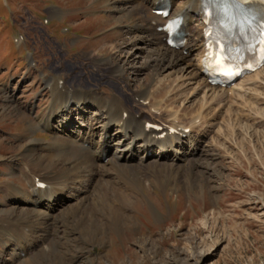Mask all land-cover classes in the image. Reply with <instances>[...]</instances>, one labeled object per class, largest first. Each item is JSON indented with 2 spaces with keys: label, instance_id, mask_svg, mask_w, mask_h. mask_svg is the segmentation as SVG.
Wrapping results in <instances>:
<instances>
[{
  "label": "rangeland",
  "instance_id": "1",
  "mask_svg": "<svg viewBox=\"0 0 264 264\" xmlns=\"http://www.w3.org/2000/svg\"><path fill=\"white\" fill-rule=\"evenodd\" d=\"M140 8L129 17L115 13L112 0H0V203L6 183L28 188L15 165L24 163L27 152L38 154L30 144L57 141L53 131L37 125L49 105V82L65 84L73 95L75 89L85 88L104 98L118 92L145 111L147 106L135 100L132 91L152 84L151 98L166 101V110H182L184 122L201 111L203 93L185 94L181 89L167 94L164 77L169 71L152 81V73L143 69L144 47L137 45L131 51L124 44L125 33L138 24L148 25L146 15L158 17L143 4ZM116 66L122 72L115 73ZM162 80L163 91L158 92ZM261 82L248 96L229 93L228 100L204 111L211 128L201 145L208 156L193 158L199 162H194L190 177L188 167L181 164L174 171L163 161L169 167L150 168V158L136 168L142 175L139 191L126 194L138 200L131 212L134 224L122 232L112 230L99 241L82 239L81 222L70 224L61 248L50 238L46 254L32 253L22 259L25 264H264ZM72 115L77 120L76 113ZM100 136H95L96 142ZM126 157L122 155L123 160ZM52 231L50 227L48 233L53 235ZM0 253L10 261L1 245Z\"/></svg>",
  "mask_w": 264,
  "mask_h": 264
},
{
  "label": "bare ground",
  "instance_id": "2",
  "mask_svg": "<svg viewBox=\"0 0 264 264\" xmlns=\"http://www.w3.org/2000/svg\"><path fill=\"white\" fill-rule=\"evenodd\" d=\"M205 1L171 0L169 19L183 18L184 40L177 49L166 43L167 35L159 30L166 22L160 17L146 15L148 25H136L125 33L124 39V44L131 47V51L137 45L144 47L147 63L143 69L152 73V81L158 80L155 77L160 73L169 71V76L164 77L169 83L167 94L181 89V93L185 94L188 91L192 95L196 91L203 93L204 106L187 122L181 119L182 110H166V101L157 102L154 97L151 98L152 84L144 86L143 90L132 91L135 100L142 101V105H145L143 102L148 103V110L145 111L140 104L138 106L125 100L118 92L111 98H104L93 89L85 88L75 89L73 95L72 90L63 83H48L51 91L49 105L37 118L36 124L56 132L58 138L56 142L46 145L33 141L30 150L38 154L27 152L24 163L15 165L27 182V189L12 182L1 189L0 245L10 257V261H5L0 253L1 264H25L22 259L30 257L32 253L45 255L46 242L50 238L61 248L70 224L81 222L80 236L93 241H99L112 230L120 232L134 224L131 212L138 200L133 196L128 198L126 194L139 191V177L142 175L136 168L143 167L147 159L152 160L153 167L150 168L154 169H158L159 165L167 166L160 163L162 160L170 163L173 171L181 164L188 167L186 173L190 177L195 173L194 162L207 158L208 151L201 143L209 135L211 126L209 115L205 116L204 111L214 103L228 100L229 93L236 98L237 95L248 96L251 87L263 84L264 69L245 77L229 89L210 84L203 62L206 49ZM229 1L237 3L243 13H258L264 18V0ZM112 3L115 13L132 17L142 10L141 4L155 12L162 0H112ZM239 27L237 59L249 51L248 37L243 34L240 38L242 30ZM216 49L212 46L211 54L222 58L221 52L217 53ZM119 72L122 69L116 66L115 73ZM113 73L114 70L108 74ZM162 82H158V92L163 91ZM193 84L196 88L191 91ZM245 86L249 87L244 89ZM89 110L92 113H88ZM73 113H76L78 121L73 118ZM149 124L155 128L148 127ZM98 134L101 139L96 142L95 136ZM112 148L116 149L115 153ZM122 155H127V160L134 164L123 160ZM196 156L199 159L193 162ZM50 227L54 228L53 235L48 233Z\"/></svg>",
  "mask_w": 264,
  "mask_h": 264
}]
</instances>
